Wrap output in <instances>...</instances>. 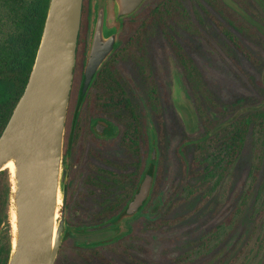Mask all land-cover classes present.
I'll use <instances>...</instances> for the list:
<instances>
[{"label":"rangeland","instance_id":"obj_1","mask_svg":"<svg viewBox=\"0 0 264 264\" xmlns=\"http://www.w3.org/2000/svg\"><path fill=\"white\" fill-rule=\"evenodd\" d=\"M92 1L91 15L86 26H81L82 30L90 29V39ZM180 1L187 16L181 19L176 14L170 18L169 32L200 71L216 104L225 110L221 117L218 115L221 121L226 122L247 110L264 107V47L260 39L251 38L249 35L252 33L248 29L242 36L228 27L239 38L249 55L246 56L224 36L215 22V19L223 22L222 18L204 1ZM220 1L233 9L244 25L256 29L264 37V24L257 17L234 0ZM246 1L264 16V0ZM164 2L144 0L130 17L120 18L124 24L118 27L116 35L122 29L119 43L121 48L127 49L121 57L114 56L112 60L117 62L110 66L120 74L122 86L139 117L144 167L151 152L148 140L153 136V125H157L151 109L152 90L161 103L164 137L162 144L158 142V148L154 144V158L158 162L157 168L161 169L156 196L141 211L137 220L133 217L130 224L122 222L116 230H111L113 241L110 246L104 249L78 248L71 246L70 240H67L62 245L60 243L53 264H264V234L254 226L252 201L222 244L195 261L183 259L203 234L231 214L247 177L250 138L245 141L226 189L219 190L203 204L202 195L207 188L189 198L182 195V189L187 184L201 186L198 178L188 179L187 172H183L181 167L182 161L190 160V152L183 149L182 142L190 143L200 130V124L181 68L156 18L150 16L151 9ZM107 10L108 26L111 27L115 24L112 0L107 1ZM78 62L76 74L80 73ZM237 99L241 103L234 107L232 104ZM112 149L113 161L121 160L122 156L116 154V143ZM3 171L9 179L8 169ZM4 180L5 176L0 175V189ZM153 184L154 181L150 191ZM61 211L63 216V206ZM133 226L134 230L126 234L128 227ZM115 251L122 252L124 256Z\"/></svg>","mask_w":264,"mask_h":264},{"label":"trees","instance_id":"obj_2","mask_svg":"<svg viewBox=\"0 0 264 264\" xmlns=\"http://www.w3.org/2000/svg\"><path fill=\"white\" fill-rule=\"evenodd\" d=\"M202 1L222 18L223 22L216 19L215 22L224 36L234 43L238 51L249 56L239 38L228 29L229 26L242 36H245L243 35L245 29H248V32L252 33L249 36L260 39L264 47V37L256 29L244 25L239 19L240 17L229 6L224 5L220 0ZM234 1L264 24V16L261 12L256 11V8H252L246 0ZM48 2L49 0H0V133L27 82L40 41ZM176 14L181 19H185L187 16V11L180 0H165L163 4H156L150 12V16L156 18L158 27L181 68L200 124V130L197 131L190 143L182 142L183 149L190 152V160L182 161L181 167L183 172H187L188 179L198 178L201 186L187 184L182 189V195L189 198L207 188L202 195L201 204H203L219 190L226 189L233 169L243 151L245 141L247 137L250 138V165L241 195L231 214L223 222L203 234L196 242V246L186 254V257H183L184 261L192 262L203 255L210 254L228 238L250 201H252L254 226L259 227L264 234V107L247 110L226 122L221 121L220 117L225 113V110L216 104L200 71L169 32L171 28L169 19L174 18ZM90 15L91 0H82V27L86 26ZM118 22L119 26L124 24L121 19ZM126 49L121 48L120 43H117L113 52L114 56L121 57ZM96 75L109 77L112 79L111 85L117 86L120 107L126 114L125 122L132 126L125 130V134L134 129L136 135L140 128L139 117L122 86L120 74L115 70H108L105 66H101ZM150 98L151 109L157 119V125H153V136L148 140L149 149L152 143L158 148V142L162 144L164 137L162 107L154 90L151 91ZM238 103H241L239 99L232 105L236 107ZM157 165L158 162L151 157L150 152L145 160L144 169L145 173H152L154 184L142 210L156 196V188L161 180V169L157 168ZM120 209L117 210L120 211V218L124 215L132 216ZM151 226L154 227V223H151ZM134 228V226L133 228L128 227L126 234H130ZM115 252L124 256L122 252Z\"/></svg>","mask_w":264,"mask_h":264},{"label":"water","instance_id":"obj_3","mask_svg":"<svg viewBox=\"0 0 264 264\" xmlns=\"http://www.w3.org/2000/svg\"><path fill=\"white\" fill-rule=\"evenodd\" d=\"M107 1H92L82 92L113 50L119 19L135 12L144 0H112L115 24L111 27ZM81 9L82 0H49L27 82L0 133V172L9 171L7 264H53L62 240L61 154ZM151 157H155L154 143ZM152 181V173L146 172L127 214L144 204Z\"/></svg>","mask_w":264,"mask_h":264},{"label":"flooded vegetation","instance_id":"obj_4","mask_svg":"<svg viewBox=\"0 0 264 264\" xmlns=\"http://www.w3.org/2000/svg\"><path fill=\"white\" fill-rule=\"evenodd\" d=\"M121 32L122 29L116 35L113 50L97 71L101 66L110 70V66L116 64L117 61L112 60L115 59L113 52L121 40ZM89 44L90 29L82 30L80 20L63 130L61 245L70 240L74 247L104 249L112 244V229L116 230L122 222L130 224L133 217L137 220L141 214L143 205L132 216L124 215V218H120V211L117 210L121 208L126 211L144 178L143 137L140 128L136 135L134 129L125 134V130L132 126L125 122L126 114L120 107L119 90L117 86L111 85L112 79L96 75V71L82 92ZM77 60L79 74L75 70ZM114 143L118 147L116 154L122 156L121 160L112 159ZM0 175L5 176L0 189V264H7L11 242V227L7 217L9 179L5 171L0 172ZM109 223L115 225L101 229Z\"/></svg>","mask_w":264,"mask_h":264},{"label":"bare ground","instance_id":"obj_5","mask_svg":"<svg viewBox=\"0 0 264 264\" xmlns=\"http://www.w3.org/2000/svg\"><path fill=\"white\" fill-rule=\"evenodd\" d=\"M8 167H11L10 165Z\"/></svg>","mask_w":264,"mask_h":264}]
</instances>
